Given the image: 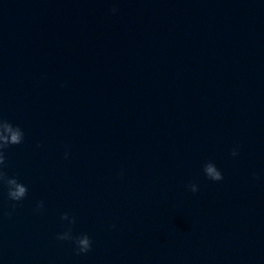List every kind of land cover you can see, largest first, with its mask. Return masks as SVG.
I'll return each instance as SVG.
<instances>
[{
    "label": "water",
    "instance_id": "obj_1",
    "mask_svg": "<svg viewBox=\"0 0 264 264\" xmlns=\"http://www.w3.org/2000/svg\"><path fill=\"white\" fill-rule=\"evenodd\" d=\"M0 117V264H264V0H0Z\"/></svg>",
    "mask_w": 264,
    "mask_h": 264
},
{
    "label": "clouds",
    "instance_id": "obj_2",
    "mask_svg": "<svg viewBox=\"0 0 264 264\" xmlns=\"http://www.w3.org/2000/svg\"><path fill=\"white\" fill-rule=\"evenodd\" d=\"M118 9L113 8L112 12H117ZM25 134L23 129L19 125H13L10 121L0 117V185L6 186L7 195L10 201L16 202L12 204V209L15 210L17 204L23 201L28 195V187L20 182L16 177H10L5 169L8 167L7 150L14 146L20 145L24 142ZM233 157L239 155V149L234 148L231 152ZM69 153H65V159H67ZM204 173L209 180L222 181L224 179L223 173L217 168L215 163L209 161L204 165ZM120 175H123L121 171ZM258 178V177H257ZM189 190L193 193L199 191L198 186L195 183H191ZM45 207L44 201L37 203V209L43 210ZM12 211L6 212L5 215L11 217ZM62 220L69 221V227L66 231L57 234L58 240H66L74 242L76 245L77 255L87 254L92 248V240L85 233L79 236H74L72 233L71 225L76 223L75 217L70 219L67 213H64L61 217ZM114 227V226H113Z\"/></svg>",
    "mask_w": 264,
    "mask_h": 264
}]
</instances>
